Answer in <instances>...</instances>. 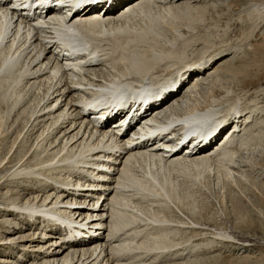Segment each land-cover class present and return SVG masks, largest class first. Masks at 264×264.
Segmentation results:
<instances>
[{"label": "bare ground", "instance_id": "1", "mask_svg": "<svg viewBox=\"0 0 264 264\" xmlns=\"http://www.w3.org/2000/svg\"><path fill=\"white\" fill-rule=\"evenodd\" d=\"M92 1L93 0H91V2ZM133 2L135 3L131 5ZM193 4H195V2H193ZM193 4H190V0H117L116 4L108 6L101 16L98 14L97 9L100 5L95 7L90 6L85 13L81 11V15L75 12L67 19L59 15V13L52 15L54 7H50V9L47 10L48 17L46 19L37 17L34 20L27 19V21L20 15L21 11L16 12L8 10L7 4H2L0 6V32L7 33V39L4 45H2L3 41L0 40V98L14 97L13 100L15 103H22V100H24L26 101V107L31 104L32 98L36 99L37 102L34 100L36 103L34 105L35 109L33 108L34 111H29L31 112L29 113L31 114L29 115L30 119L32 122V117H34L37 122L38 120H46L47 126L42 137H40V135L36 136V149L40 148L41 150L37 149L39 150L38 152H33V156L31 153L26 159L25 156H28L29 149L19 156L16 155V157L12 156L15 153H12L8 159L3 157L0 159V169L7 165V168H5L7 171L14 169L12 173L13 177H26L24 176L25 174H31L34 171L37 174H42L44 171L54 168L59 170V173L65 172L63 176L67 174L70 178L67 176V180L61 181L58 183L59 185L56 184L57 186L55 187L45 184L49 188L51 187L50 190H54L55 192L58 190L59 193L63 195H67V192H69L72 197L76 195L84 202H92L87 206L80 203H78L80 206H76V209H83L84 207L87 209L82 213V222L83 220H85L84 222H89L87 225L80 223L79 220L77 221L76 219L79 216L76 215L77 212L72 213L73 211L67 208L75 203L59 201L58 196L55 197L53 202H49V197H46L39 201L40 203L38 202L35 205L30 207L26 206L24 208L15 204L11 206L5 202V204L7 203L5 206L8 208L10 206V208H3L4 212L14 213L16 215L22 214L24 217L29 218V220L31 218L38 219L40 220L39 222L45 223L46 227H53L48 231H55L56 229V231H59V229H61L62 234L59 233L58 237L60 236L59 239L63 242L60 246H57L59 244H56L55 240L54 245L56 247H60L61 249V246H65V244H70V247L76 246V248L84 246L81 249L85 248V252L82 250V252L79 251L80 253H76L78 252L77 250L74 254L73 251V254L70 256L66 255L67 257L63 258V260L57 264H105V258H107L106 264H126L123 262V257H127L128 254L124 256L122 253L124 250H128L131 246L148 245V243L153 240V237L159 235L160 231L163 230H159L158 226V229H156L154 227L155 225H153V223L160 222L158 215V217L153 215L152 217L149 216L145 218L146 220L143 221L149 224L143 225L142 223V230L140 229V231L139 229L138 231L136 229H131L132 231L129 232L128 229H126L129 225H133L135 221L133 220L135 214L133 215V212L129 213L130 211L128 212L127 209L138 211V203L135 204L136 200L134 201L137 196H140L142 199L149 196L150 198H155L156 201H158V197H162V200H170L172 198L171 191L174 190L169 186L172 181L165 177V182H163L162 179H158L161 178L158 176L161 172H166V175H171V172L176 173L177 171L181 174L184 172L191 173L193 170L192 168H194V170L198 172L197 174H199L200 169L203 171H211V169L214 171L216 169L219 172H223L224 177L230 178L234 170L232 169V171L229 168H231L230 165L235 163V153L241 150L243 151V148L246 150V148L256 142L258 135L251 133L253 129L247 131L250 126L246 124L248 122L251 124L249 121L250 119L252 123L257 120L258 114L260 113L258 112L259 108L256 106L253 107V109H249L245 104L248 101L253 103V101L258 98V95L254 96L243 90L239 94L227 93L220 100L215 101L216 98H213V95L226 86L222 81L225 85L221 86V89L214 86L215 90L211 89L207 93V96L203 98V102L201 99V102H199V100H197V98L195 99L193 96V94L198 93L201 83L206 82V80H208L206 78H210V75L211 77L213 75L210 74V70H208V65H210L208 64V60L218 53L223 54L227 52V50L218 53L213 52V54L211 53L207 56V51L205 50L203 52L201 50L203 52L200 51L202 53L201 57L190 60L185 54L187 42H192L196 45L198 41H202L200 40L202 37L195 36L179 43V34L168 38L165 33L170 31L161 27V24H165V26L170 29L175 28V23L181 21L204 22L203 15L206 11ZM123 8H126V10L123 11ZM136 13L140 15L148 13L140 20L143 22L142 26H139L140 24L135 26L134 23L128 26L124 25L128 16ZM66 15L68 16V14ZM7 17L9 20L6 22ZM14 17H16V19L12 22ZM36 25L40 26V28ZM137 26L140 28L137 29ZM171 31L177 32L176 29H172ZM90 34L91 40L83 41L82 45L87 47L90 43L95 49V57L97 56L96 63H100L96 65L88 63L83 67H80L78 63L74 66V70L77 71V73H65L62 70L63 63L59 62V46L56 45V43L58 41L66 43V39H74L76 37L84 40L88 38ZM198 38L200 39L197 41ZM174 42L177 43V48L173 47ZM210 42L211 41H208V44ZM202 43H207L206 39H203ZM12 47H14L13 50ZM218 48L219 47H217V49ZM239 48L233 49V53H237V51L240 50ZM199 49L200 48H198V50ZM88 61L93 60L90 59ZM103 64L105 65L104 67H102ZM194 71L198 73L192 75V77L189 78V82L191 80L195 82L200 80L202 82L190 84L191 86L189 85L187 88V95L178 98L179 92L188 84L186 83L183 85L185 79ZM206 72L209 74L207 73L206 77L203 78L202 76ZM82 73L84 75L81 76L80 74ZM229 73L232 74L233 78H237L243 74L244 71L232 67ZM216 82L214 78V81L211 83L214 85ZM174 84L176 85V89L173 92L168 91L166 95L170 96V98L167 101L177 98L182 102L184 98L187 99L189 96L190 99L188 100L187 106L184 107L185 111L177 113V108L179 109L181 106L176 103V107H172L169 110L170 115L181 116V119L185 120L189 126V122L182 115H194V112L206 111L209 112V116H215V120L219 121L236 110L234 113H237L238 116H234L232 120H228L226 126H231L233 123L232 128L238 127V130L243 132L242 135L236 134L232 136V139L230 138L228 143L217 149L218 153L214 156H209V154H207L206 147L197 150V152L185 158L179 156V151H175L168 155L166 151H155L151 148L156 147L161 139L141 142L132 146L130 149H125L123 146V141L125 139L123 134L118 137H110L111 134H109L110 136L106 138L105 132L93 128L91 122H86L88 117L87 115H83L80 107L85 100L84 92L92 93V91L87 89V85H92L95 89L107 93L122 88L130 89L131 87L145 86L147 89L151 90L150 87H147L148 85L160 88L164 86L169 87ZM219 84H221V82ZM244 84L246 85L247 83ZM180 86H182V88L177 93ZM29 91L30 96L28 95ZM25 97L29 98L25 99ZM242 100L243 102H240ZM32 105H30L31 109L34 107ZM84 105L86 107L94 106L89 103H84ZM26 107L20 108L23 112L22 114H24L25 109L28 108ZM247 110H250V112ZM14 112L16 113V111ZM14 112L13 114H15ZM247 113L251 116L244 115ZM13 114L12 116H14ZM19 114L20 113H18L17 116ZM21 117L19 116L18 118L21 119ZM18 118L16 117L14 121L19 120ZM5 120L7 121V119ZM12 120L13 119H11V122ZM218 121L212 122L211 125ZM28 124H23L24 128ZM11 125L9 128H11ZM207 125L208 123H202V126ZM43 127H45V125ZM227 130L228 128L225 131L223 128L218 132H226ZM54 131L57 133L52 134ZM60 135H62L61 138H58ZM19 136H22V134ZM28 137L26 138L27 140ZM46 140L48 141L45 142ZM236 140L237 146H235ZM18 144L20 143L18 142ZM18 144L17 146H19ZM32 144L34 145V142H31V145ZM43 147L44 149L42 150ZM43 153H47V155L44 156ZM40 156H42L44 160H41ZM0 157L2 156L0 155ZM119 165L121 167H118ZM103 170L110 171L111 174L100 172ZM140 170L141 173L139 172ZM168 170L171 172H168ZM113 171L116 173L119 171V174L116 177L110 176L112 174L116 175ZM205 171L203 173H205ZM197 174H195V176H197ZM71 175L75 177L73 183L70 182L72 180ZM138 175H140V177ZM137 176L140 179L137 178ZM51 180L53 181V178ZM78 180L83 181L78 184ZM4 181L5 180H3V182ZM1 185H3V183ZM41 190L43 191V189ZM127 193L130 194L127 195ZM102 196L109 197L106 199L103 198V200L99 202ZM98 202L100 203L99 205ZM102 202H106L103 208L101 207ZM59 204L67 207L58 210ZM105 206H107L105 210H108L106 215L108 214V217H110L107 222H105L107 216L102 219V212ZM96 209H101V214L94 215L95 217L92 218L93 212ZM126 217L127 219L130 218L131 222H133H130L131 224H127L124 221L122 224L118 223L117 219L123 218L124 220ZM31 225H33V223ZM148 227H150V229H147ZM98 230L107 231V236L109 238L102 236L100 237L102 239H95L100 232ZM147 230L151 231V234H148L150 238L147 239V237H145L147 241L143 242L142 240V242L139 243L136 240L139 238L137 236ZM126 231H128V233ZM118 232H121V234H118ZM47 235L43 233V237L47 239L58 238L56 237L57 235ZM65 236L67 238H65ZM75 237L79 239L71 243L67 242V239H76ZM103 238H106V244L101 243ZM59 239L57 240L58 242L60 241ZM89 246H92V249ZM102 246H106V249ZM107 249L109 253H107ZM157 249L160 248L158 247ZM63 251L59 252L58 250L54 253L59 255L63 254ZM103 253L106 254L103 256ZM101 255L103 257L102 259H100ZM178 255L183 256V253H181V255L178 253ZM43 264H54V262L51 263V261L47 260Z\"/></svg>", "mask_w": 264, "mask_h": 264}, {"label": "rangeland", "instance_id": "2", "mask_svg": "<svg viewBox=\"0 0 264 264\" xmlns=\"http://www.w3.org/2000/svg\"><path fill=\"white\" fill-rule=\"evenodd\" d=\"M204 1L205 0H190V4L195 2L193 5L203 8V10L206 11H204L205 13L203 15L204 22L181 21L175 23V28L170 29L165 26V24H161V27L170 31L165 33L168 38L179 34V43L195 36L202 37V39H197V41L199 39L202 41H198L196 45L192 42H187L185 54L190 60L201 57L205 50L207 51L206 56L211 53L213 54V52L218 53L227 50V52L223 54L218 53L208 60V64H210L208 70H210V74L213 75L212 77L210 75L205 85L199 86L198 93L193 94V96L195 99L197 98L199 102H201V100L203 102V98L207 96V93L211 89L215 90L214 86L221 89V86L225 84V88L223 87L213 95V98H216L215 101L220 100L227 93L239 94L243 90L254 96L258 95V98L254 100L253 103L248 101L245 104L249 109H253V107L256 106L259 108L258 112L260 113L258 114L257 120L252 123L250 119L249 121L251 124L249 122L247 124L245 123L250 126L247 131L253 129L251 133L257 134L258 138L256 142L246 148V150L243 148V151L241 150L238 153L236 152L237 154L235 153V163L230 165L231 168H229L230 170H234H232L233 173L230 178L224 177V173L216 169L214 171H212L213 169H211V171L204 170L205 173L200 169L199 174H197L198 172H196L194 168H192L193 170L191 173L184 172L181 174L177 171L178 173L176 172V174L168 170V172H171V175H166V172H161L160 175H158L161 178L157 176L158 179H162L163 182H165V178H169V180L172 181L169 185L170 188L174 190L171 191L172 198L170 200H162V197H158V201H156L155 198H150L149 196L143 199L137 196L134 201L136 200L135 204L138 203V211L127 209L128 212L130 211L129 213L133 212L132 214H135L133 217L135 221L133 225H129L126 229H128L129 232L132 231L131 229H136L137 231L139 229L140 231V229L142 230V223L143 225L149 224L143 221L146 220L145 218L158 215L159 217H157L160 219V222L153 223V225H155L154 227L156 229L159 228V230H163L160 231L159 235L153 237V240L149 242L148 245L131 246L128 250H124L122 252L123 255L125 256L128 254L127 257H123V262L126 264H264V0H206V3ZM147 14L148 13L140 15L136 13L130 15L124 22V25L128 26L134 23L135 26L139 24V26H142L143 22L140 20ZM136 28L138 29L140 27L137 26ZM172 29H176L177 32L171 31ZM203 39H206L207 43H202ZM207 40L211 42L208 44ZM173 47L177 48V43L174 42ZM217 47L219 48L217 49ZM198 48L200 49L198 50ZM235 48H239L240 50H238L237 53H233V49ZM104 66L103 64L102 67ZM232 67L234 69L243 70L244 73L237 78H233L232 74L229 73ZM214 78L217 82L213 85L211 82L214 81ZM220 82L222 85L219 84ZM244 83L247 84L245 85ZM182 93L183 91L180 93V96ZM28 95L30 96V91ZM13 98L14 97L0 98V155L2 156L0 159L3 157L8 159L12 153H15L12 156H19L28 149L29 154L25 156V159L29 157L31 153L33 156L36 151H39L37 149H40H36V136L40 135V137H42L43 132L47 129L46 120H38V122H40L38 123L34 117H32L33 122L30 119L29 115L31 114L29 113L31 112L29 111H34L33 108L35 109L34 105L36 104L35 101L37 102L36 99L32 98L30 105L33 104L32 106L34 107L31 109L30 105L27 106L28 108L26 107V101L22 100L23 104L21 102L15 103ZM28 98L29 97H25V99ZM184 99L186 104L184 103L181 105V108H179L180 110L177 108V113L185 111L184 107L187 106L190 96ZM240 102H243V100ZM24 107L28 110L25 109V113L22 114L23 112L21 109ZM14 111L20 114L17 116ZM235 111L236 110L233 112ZM247 111L250 112V110ZM13 112L15 114H13ZM12 114L14 116H12ZM244 115L251 116L248 115V113ZM15 116L17 118L19 116L22 117L21 119L18 118L20 121H14L16 120ZM5 119H7V121ZM11 119H13L12 122L14 121L13 124ZM20 124L22 129L20 128ZM23 124L28 125L24 128ZM10 125L11 128H9ZM44 125L45 127H43ZM16 130L20 131L18 132ZM13 132L14 134L18 132L15 134L16 137L18 136L17 138ZM55 133L57 132L54 131L52 134ZM20 134H22V136H19ZM24 135L27 137L30 135V139L28 137L29 141ZM61 136L62 135L58 138H61ZM14 141H17L16 144ZM47 141L48 140L45 142ZM18 142L20 144H18ZM31 142H34L35 146L33 144L31 145ZM17 144L22 147L20 148ZM43 149L44 147L42 150ZM43 154L44 156L47 155V153ZM40 158L41 160L43 159L42 156H40ZM5 168H7V165L0 169V264H43L47 260L57 264L61 262L63 258L73 253L75 254L77 250L78 252L76 253H80L82 250L85 252V248L81 249L84 246H81V248L73 246L75 247L73 248L69 246L70 244H67L68 246L65 244V246H61V249L60 247H56L54 245L55 240L56 244H59L57 246H60L63 242L59 239L60 236L58 237L59 233L62 234L61 229H59V231H56L57 229L55 231H48L53 227H46L45 223L39 222L40 220L38 219L31 218L29 220V218L24 217L22 214L16 215L13 213V215L12 213L3 211L8 208L5 206L7 203L11 206L15 204L24 208L26 206L30 207L35 205L46 197H49V202H53L56 196H58L59 201L75 203L73 206H80V204L87 206L91 204L92 202H84L78 196L72 197L69 192H67V195H63L59 193L58 190L55 192L54 190H50L51 187L49 188L46 186L51 185L55 187L59 185L58 183L61 181L67 180L68 175L65 174V176H63L65 172L59 173V170L51 168L48 171H44L42 174H37L34 171L31 174H25L24 176L26 177H13L12 173L14 169L7 171ZM139 172L141 173V170ZM195 174H197V176H195ZM140 175L138 176L140 177ZM138 176L137 178H139ZM68 177L70 178V176ZM52 178L53 181L51 180ZM71 178L72 180L70 182L73 183L75 177L71 175ZM3 180L5 181L3 182ZM82 181L83 180H78V184L82 183ZM2 183L3 185H1ZM41 189H43V191ZM145 193L149 194L147 192ZM129 194L130 193H127V195ZM5 202L7 203L5 204ZM103 203L101 204L102 208L106 202ZM106 207L107 206L104 207V211ZM64 208H66L65 205L59 204L58 210ZM71 208L73 211L72 213L77 212L76 215H79L76 220L81 222L83 218L82 213L87 209L85 207L83 209ZM104 211L102 213H108V210L106 212ZM94 212L93 217L94 215H100L101 209H96ZM102 217H105V214H103ZM108 218L110 217H107L105 222L109 220ZM119 220L127 224L133 222H131L130 218H124V220L120 218ZM84 221L85 220H83L82 224L87 225V223H89ZM32 223L33 225H31ZM147 229H150V227ZM101 231L103 230H100V232ZM128 231L126 232L128 233ZM100 232L98 234L99 237L97 236L95 239H102L100 237H102L103 234L102 232L100 234ZM121 232H118V234H121ZM43 233H45V235H57L56 237L58 238L47 239L43 237ZM149 233L151 234V231H144L141 235L137 236L139 238L136 240L139 243L142 242V240L146 242L147 239L150 238V236H148ZM104 236L109 238L107 236V231ZM145 237H147V239ZM58 239L60 240L59 242L57 241ZM101 243L106 244L105 238ZM106 246L102 247L106 249ZM89 247L92 249V246ZM158 247L160 249H157ZM58 250L59 252L64 250L62 252L63 254L56 255L54 252ZM107 253H109L108 249ZM178 253H180V255L183 253V256H179ZM104 254L106 253H103V256ZM102 258L101 255L100 259ZM106 260L107 258H105V264Z\"/></svg>", "mask_w": 264, "mask_h": 264}]
</instances>
